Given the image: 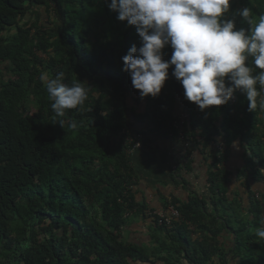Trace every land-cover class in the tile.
Returning a JSON list of instances; mask_svg holds the SVG:
<instances>
[{
	"label": "trees",
	"instance_id": "1",
	"mask_svg": "<svg viewBox=\"0 0 264 264\" xmlns=\"http://www.w3.org/2000/svg\"><path fill=\"white\" fill-rule=\"evenodd\" d=\"M255 5L258 18L264 8ZM42 10L52 19L48 26L33 21ZM117 16L105 0H0V264H214L216 257L226 264L224 232L237 264H264V241L254 235L264 192L251 186L264 187V112H250L239 92L234 104L201 112L185 99L172 68L160 95L142 99L121 59L141 38ZM163 51L170 59L171 47ZM42 71L89 88L83 108L63 118L64 129L39 80ZM28 103L31 114L24 112ZM182 112L189 114L183 128L191 142L203 138L209 152L208 196L168 199L162 219L136 202L125 141L138 133L144 147L152 136L178 139ZM72 119L76 131L68 127ZM218 141L226 145L222 155L212 151ZM234 147L245 161L231 172ZM232 177L247 182L241 193L230 194ZM170 206L180 217L168 225ZM147 212L153 242L125 240L124 229Z\"/></svg>",
	"mask_w": 264,
	"mask_h": 264
},
{
	"label": "clouds",
	"instance_id": "2",
	"mask_svg": "<svg viewBox=\"0 0 264 264\" xmlns=\"http://www.w3.org/2000/svg\"><path fill=\"white\" fill-rule=\"evenodd\" d=\"M117 19L135 26L140 46L133 44L121 59L140 97L156 98L171 75L182 85L187 101L201 112L227 105L235 93L243 94L248 110L264 112V14L257 18L245 6L232 12L231 0H105ZM239 15L247 27H237ZM170 46V59L164 49ZM174 66V67H173ZM51 109L64 129L63 119L79 111L89 98L84 82H63L42 71ZM68 127L78 130L72 119ZM254 235L264 241V215Z\"/></svg>",
	"mask_w": 264,
	"mask_h": 264
},
{
	"label": "crops",
	"instance_id": "3",
	"mask_svg": "<svg viewBox=\"0 0 264 264\" xmlns=\"http://www.w3.org/2000/svg\"><path fill=\"white\" fill-rule=\"evenodd\" d=\"M255 3L256 5L258 4V6L260 4L263 5L264 0H231L230 10L236 12V10L245 6L250 8V6ZM252 12L255 15L254 10H252ZM236 23L237 27L241 26L246 28L247 26L239 15L236 16ZM243 23L244 25H240ZM142 129L148 132L147 125ZM151 139L152 141L147 143V148L135 151L132 154V166L137 175V186L134 189L136 202L140 204L144 203L150 209H155L158 212L163 210L164 203L168 199L175 198L182 203H186L191 195H199L200 197L208 196L207 175L211 168V162L206 159L209 152L205 150V153H203L202 144L198 140L192 141L186 146L183 141L178 139H165L156 136H152ZM234 150L235 147L232 152H234ZM232 155L234 156L231 158L230 163H233V168H229L231 172L234 171L236 163L237 165H241L245 161L243 152L242 154L234 152ZM188 162H190L189 168L185 169ZM174 168H177V170ZM176 172L178 173L177 178L173 175L176 174ZM242 181L244 182V180L237 182V180L232 177L230 184L232 189L230 190V194L242 192V186L240 185ZM183 182L187 184L184 185ZM246 183L247 182H244V184ZM251 186L252 191L254 190L256 193L264 192L263 186H258L257 184H251ZM243 195L244 198H247L245 194ZM229 197L232 199L234 198L230 195ZM245 203L247 206L242 207V210H238L242 218L248 217L249 202L246 201ZM222 215H224L223 212ZM134 218L135 220L130 222L123 231L124 239L128 242H140L145 245L153 242V233L150 232V230L153 231L155 227L152 225L148 215H140ZM251 219L252 217L250 220ZM201 238H199L200 242H202ZM196 239H198V237H196ZM221 242L226 246L225 250L228 251L226 264H237L236 261L232 259L233 255L230 253L233 247L231 235L229 236L224 232ZM222 262L223 261L217 257L214 260V264H222Z\"/></svg>",
	"mask_w": 264,
	"mask_h": 264
},
{
	"label": "built area",
	"instance_id": "4",
	"mask_svg": "<svg viewBox=\"0 0 264 264\" xmlns=\"http://www.w3.org/2000/svg\"><path fill=\"white\" fill-rule=\"evenodd\" d=\"M261 95L264 96V93H262ZM232 102L233 104L235 103V98L232 99ZM188 118H189V114H187L186 112H182L179 114L178 122H176V128L179 130L178 140L183 141L186 144V146H188L192 140L191 138H189L186 130L183 128V125L188 120ZM150 128L151 127L148 126V131L150 130ZM145 139L146 137L143 133L129 134V137L125 141V145L127 146V151H126L127 154L132 155L135 151L143 150L147 148V147H144ZM197 140L200 143L204 142V139L201 137H198ZM212 151L216 153L217 155H222L226 151L225 143L223 141L214 142L212 145ZM174 169L177 170V168H174ZM167 215L169 218H167L165 221L167 222L168 225L171 224V221L173 218L180 217L179 212L173 206H170L168 208ZM158 216H160V218L162 219H165V214H158Z\"/></svg>",
	"mask_w": 264,
	"mask_h": 264
},
{
	"label": "rangeland",
	"instance_id": "5",
	"mask_svg": "<svg viewBox=\"0 0 264 264\" xmlns=\"http://www.w3.org/2000/svg\"><path fill=\"white\" fill-rule=\"evenodd\" d=\"M264 8V6L262 5H259L257 6V11H262V9ZM42 13H40L39 15H36L34 18H33V21H36L37 19L40 18V20L42 21L43 24H45L46 26L49 25V23L52 21V19L50 18V16H46L45 15V12L44 10L41 11ZM40 16V17H39ZM32 105L30 103L27 104V107L24 109V112L26 114H31L32 113ZM259 195V194H258ZM164 211H158L157 214H164L163 213ZM151 213L150 212H147V215L149 216ZM156 214V213H155ZM198 238H201L202 236L200 234H197Z\"/></svg>",
	"mask_w": 264,
	"mask_h": 264
}]
</instances>
